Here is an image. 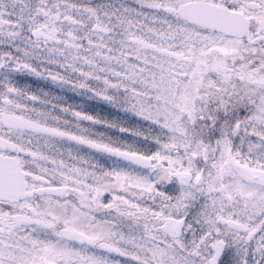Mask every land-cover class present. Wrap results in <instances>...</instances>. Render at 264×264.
I'll return each instance as SVG.
<instances>
[{
  "label": "snow or ice",
  "instance_id": "1",
  "mask_svg": "<svg viewBox=\"0 0 264 264\" xmlns=\"http://www.w3.org/2000/svg\"><path fill=\"white\" fill-rule=\"evenodd\" d=\"M0 264H264V0H0Z\"/></svg>",
  "mask_w": 264,
  "mask_h": 264
}]
</instances>
